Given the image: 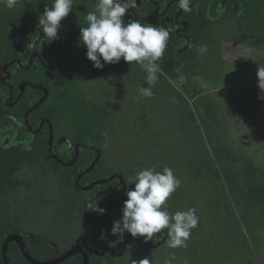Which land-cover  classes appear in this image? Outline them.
<instances>
[{
	"label": "rangeland",
	"instance_id": "374dc122",
	"mask_svg": "<svg viewBox=\"0 0 264 264\" xmlns=\"http://www.w3.org/2000/svg\"><path fill=\"white\" fill-rule=\"evenodd\" d=\"M137 2L124 0L130 9ZM258 64L264 66V46L220 37L207 44L194 75L160 69L151 98L139 93L148 85L147 74L137 66L81 81L84 93L108 105L105 165L127 179L143 168L169 167L181 185L167 210L196 209L199 224L187 247H154L151 264H164L170 254L176 257L172 264H264V211L246 198L251 178L264 177ZM19 177L24 184L9 197L1 216L17 219L21 228L61 250L94 228L80 214L84 196L77 197L56 170L24 167Z\"/></svg>",
	"mask_w": 264,
	"mask_h": 264
},
{
	"label": "trees",
	"instance_id": "16d2710c",
	"mask_svg": "<svg viewBox=\"0 0 264 264\" xmlns=\"http://www.w3.org/2000/svg\"><path fill=\"white\" fill-rule=\"evenodd\" d=\"M52 3L22 0L12 9L0 7V264H5L3 243L12 234L20 237L23 249L10 240L8 264H35L29 258L52 261L69 250L21 228L17 219L1 216L8 211L9 197L24 184L21 170L43 165L63 175L64 184L77 197L84 196L80 214L94 227L80 233L81 251L54 264H133L144 258L151 264L149 251L166 244V236L157 234L152 242H144L125 234L118 248L108 247V241L117 239L110 231L112 222L121 217L124 188L134 186L105 165L108 105L79 88L84 77L103 79L123 67L137 66L147 73L123 60L95 69L85 57L86 49L77 47L79 26H88L85 17L95 10L96 0H81L74 6L61 22L59 39L44 37L38 17ZM191 6L186 13L176 0H138L129 10L142 21L171 29L168 47L157 62L162 71L194 75L204 55L198 48L220 37L264 46V0H192ZM246 198L264 211V177L251 178ZM98 207L105 209L104 214L96 211ZM102 232L106 240L100 239Z\"/></svg>",
	"mask_w": 264,
	"mask_h": 264
},
{
	"label": "clouds",
	"instance_id": "9594fccd",
	"mask_svg": "<svg viewBox=\"0 0 264 264\" xmlns=\"http://www.w3.org/2000/svg\"><path fill=\"white\" fill-rule=\"evenodd\" d=\"M80 2L53 0L51 7L45 6L37 24L44 37L52 41L59 39L61 22ZM0 3L8 9L17 6V0H0ZM176 3L179 10L186 13L192 11V0H176ZM129 10L124 0H96L95 10L87 12L85 17L88 26H79L77 47L86 49V59L98 70L121 60L128 65H139L147 73L148 85L141 86L139 93L151 98L152 89L159 79L157 62L163 58L168 47L171 29L142 21ZM198 51L203 55L207 52V45L200 46ZM256 76L259 89L257 99L264 100V66L258 64ZM129 183L134 187L124 188L126 199L121 208V217L112 222L110 231L117 239L108 241V247L118 248L124 243L125 234L134 239L142 237L144 242H152L160 234L161 237H167L169 248L187 247L192 229L199 224V217L195 208L174 213L167 210L168 200L181 185V180L174 175L173 170L169 167H164L162 171H157L155 167L143 168L129 179ZM96 211L102 215L105 209L100 211L98 207ZM100 239L106 240L107 235L102 232ZM175 259V255L170 254L164 264H172ZM133 264H150V261L144 258Z\"/></svg>",
	"mask_w": 264,
	"mask_h": 264
},
{
	"label": "water",
	"instance_id": "95a60500",
	"mask_svg": "<svg viewBox=\"0 0 264 264\" xmlns=\"http://www.w3.org/2000/svg\"><path fill=\"white\" fill-rule=\"evenodd\" d=\"M10 240H16L21 248L23 249V244H22V241L20 239V237L16 234H12V235H9L4 243H3V247H2V252H3V257H4V261H5V264H8L7 263V256H6V246H7V243L10 241ZM82 250V247L79 245V243H77L76 245H74L73 247H71L68 251H66L63 255H61L60 257L52 260V261H47V262H40V261H36V260H33L31 258H29V260L35 264H54L56 262H59L61 261L62 259L68 257L69 255H71L72 253L76 252V251H81ZM87 262V256H85V263Z\"/></svg>",
	"mask_w": 264,
	"mask_h": 264
}]
</instances>
